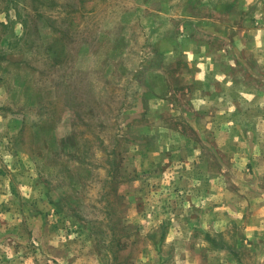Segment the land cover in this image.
Wrapping results in <instances>:
<instances>
[{
  "label": "rangeland",
  "instance_id": "1",
  "mask_svg": "<svg viewBox=\"0 0 264 264\" xmlns=\"http://www.w3.org/2000/svg\"><path fill=\"white\" fill-rule=\"evenodd\" d=\"M0 264H264V0H0Z\"/></svg>",
  "mask_w": 264,
  "mask_h": 264
}]
</instances>
